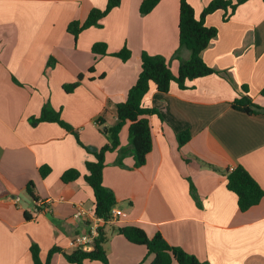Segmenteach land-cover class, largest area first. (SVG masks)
Wrapping results in <instances>:
<instances>
[{
    "label": "crops",
    "instance_id": "0c3cea01",
    "mask_svg": "<svg viewBox=\"0 0 264 264\" xmlns=\"http://www.w3.org/2000/svg\"><path fill=\"white\" fill-rule=\"evenodd\" d=\"M107 1L0 0V264H33L32 244L39 245L42 262L57 247L50 264H75L64 254L74 251L69 242L75 236L89 230V223L74 218L76 207L95 203L85 181L86 162L95 156L59 124L33 127L30 118L49 103L86 147L98 151L119 121L117 105L138 79L141 54L164 56L175 74L191 56L180 46V0H161L147 15L140 13L143 0H122L100 27L75 41L67 30L70 22L86 20ZM211 1L189 0L198 18ZM223 17L224 11L206 17L218 35L201 54L218 73L188 82L185 90L175 83L168 93L152 86L146 96L144 104L158 112L150 117L153 149L146 164L135 168L129 154L120 165L118 150L107 154L104 185L123 212L104 226L109 264L153 261L144 246L119 233L125 226L142 228L149 237L161 233L170 245L209 264H264V198L242 212L227 187V170L243 166L264 189V114L232 106L249 96L264 108V2L250 0L229 21ZM98 42L106 43L109 53L126 46L132 57L124 62L95 54ZM80 75V85L66 92L64 86ZM186 131L192 138L180 147L178 135ZM120 142L130 148L128 124ZM43 166L51 169L45 178ZM69 169L81 177L64 183ZM31 182L38 201L27 191Z\"/></svg>",
    "mask_w": 264,
    "mask_h": 264
},
{
    "label": "trees",
    "instance_id": "16d2710c",
    "mask_svg": "<svg viewBox=\"0 0 264 264\" xmlns=\"http://www.w3.org/2000/svg\"><path fill=\"white\" fill-rule=\"evenodd\" d=\"M161 0H143L140 6V13L147 15L160 3ZM250 0H212L203 10L200 18L196 13L189 0H180V20H179V37L180 46L191 51L188 60L182 61L177 74H175L167 59L162 55H150L143 52L140 57L141 71L136 83L130 88L126 101L117 105L118 123L108 129V144L96 152H91L80 139L77 129L63 120L61 112L54 109L49 103L45 104L38 117L30 118L29 122L33 127L40 123H57L66 131L72 133L80 145L95 156V160L87 161L86 168L88 174L85 175V181L92 188L95 197L94 211L96 215L104 221L100 227V236L95 241L93 250L85 251L74 249L71 254L65 253L66 259L75 264H84L86 260L101 261L109 264L104 243L106 235L104 226L111 223L112 210L117 206L118 201L112 190L104 185V169L106 167V157L109 152L119 151L118 163L123 165L124 159L132 154L134 156L135 168H140L146 164L147 156L153 149L152 124L150 117L158 112L144 104L146 96L149 94L152 86L159 92L168 93L172 84H177L180 89H188V82L202 78L208 75L218 73L202 58V51L205 50L210 42L218 35L217 27L206 25V17L216 11H224L223 20L229 21L236 13L238 7ZM264 2V0H262ZM122 0H108L104 9L93 8L86 20H75L68 25V32L74 36L75 41L79 35L93 27H100L101 21L110 14L114 9L120 7ZM92 52L99 55H111L120 58L126 62L132 57V52L128 47H123L120 51L109 53L108 45L104 42H98L92 47ZM51 60L49 64H51ZM83 76L75 83L64 86L68 93L73 92L79 85ZM264 94V92H263ZM233 108L240 110L249 115L264 114V108L254 104L249 96L238 97L232 104ZM100 126L105 125L102 118L97 120ZM129 125V142L130 148H122L120 142V133L123 127ZM192 136L189 131L178 135L180 147L191 140ZM51 169L43 166L40 173L45 178ZM81 177V172L77 169H69L62 175L64 183H71ZM227 187L234 192L238 198V207L240 211L246 212L252 207L261 203L264 198V189L243 166L234 168L233 171L227 170ZM192 193L195 188L191 186ZM27 191L29 195L38 201L34 193V184L31 182ZM40 211L39 208L36 210ZM26 218L31 219L26 213ZM129 242L144 246L148 255H152L151 264H209L207 261H201L196 256L187 253L182 248L170 245L161 233H156L149 237L145 230L136 226H125L118 229ZM33 264H50L54 253L60 251V248L54 247L49 253L46 262L40 258V247L32 244L30 248Z\"/></svg>",
    "mask_w": 264,
    "mask_h": 264
},
{
    "label": "built area",
    "instance_id": "2783aa9c",
    "mask_svg": "<svg viewBox=\"0 0 264 264\" xmlns=\"http://www.w3.org/2000/svg\"><path fill=\"white\" fill-rule=\"evenodd\" d=\"M234 168H230L233 171ZM123 215V212L118 208L112 210L111 223H115ZM74 218L83 219L89 223V230L85 233L78 234L70 242L69 247L72 249H82L85 251H91L94 248L95 241L100 236V227L104 224V221L100 219L95 211L94 207H85L82 203L76 207Z\"/></svg>",
    "mask_w": 264,
    "mask_h": 264
},
{
    "label": "water",
    "instance_id": "95a60500",
    "mask_svg": "<svg viewBox=\"0 0 264 264\" xmlns=\"http://www.w3.org/2000/svg\"><path fill=\"white\" fill-rule=\"evenodd\" d=\"M104 130L107 132V128L105 127ZM90 150L96 151V148L94 147H89Z\"/></svg>",
    "mask_w": 264,
    "mask_h": 264
}]
</instances>
